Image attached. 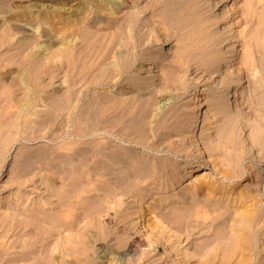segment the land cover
I'll use <instances>...</instances> for the list:
<instances>
[{
    "label": "rangeland",
    "instance_id": "1",
    "mask_svg": "<svg viewBox=\"0 0 264 264\" xmlns=\"http://www.w3.org/2000/svg\"><path fill=\"white\" fill-rule=\"evenodd\" d=\"M24 1L26 0H13V3ZM73 1V3H76L78 0ZM148 1L134 0L131 2L129 0L128 6L118 15L117 20L119 21L125 17L126 13H135L141 21V27L143 32L146 33V37L149 38L150 36L152 40L148 48L142 51L141 55L136 56V59L132 60L133 63L128 68L126 67L118 83L121 84V89L118 84L85 87L88 78L79 79L76 70L72 72L68 71L69 75L63 76L62 73L63 71L65 72L67 67H64L62 72H58V77L55 76L53 78L51 75H42L38 79H36L37 72L34 75L32 72L36 70H31V67L28 68L26 65L22 69L18 62H14L21 51L18 50L17 46L19 43H23V39L27 38V41L29 39L34 40L33 37L37 33L34 30L36 24L35 26H32V24L25 26L27 30L24 32L19 28L13 29L11 37L12 43L15 44H12V48L9 49L0 48V57L3 56L2 58H4L5 63L8 61L6 66L0 65V94L6 91L3 95H0V101L4 103L6 102L4 101L5 99L11 98H8L10 95L7 92L11 91L12 96H14L9 102L7 100L8 104L7 102L5 105L0 104V137L3 138L2 142L5 143H0V241L3 238V249H0V264L24 263L20 261L21 253L18 244H14L11 247L12 250L10 248L6 249L8 244L9 246L11 245L10 240L13 241L17 236V229L16 231H8L7 225L12 221L14 214L19 215L21 218L28 215L27 217L32 219L38 210H42V208L46 209L44 198L47 193L46 185L49 184L44 178L46 170L51 169L54 172L59 169L62 175H67L65 172L70 176L72 174L73 176L77 175V173L83 169H87L91 164L92 160L89 159H93L92 157L88 156L86 160L82 158V154H79L82 153V150H88L89 145L91 146L93 143H101L108 140L112 145H122L125 149H128L125 155L130 153L139 157L145 156L149 158L152 164L159 166V171L151 173L148 180L152 181V178L155 179V184L159 188L169 179L176 181L172 186L165 187L162 191L158 190V192L153 194L154 196H164L163 204L165 208L163 209V214L159 213L162 206L155 212H149L147 207L151 198L146 197L141 201L142 211H145L144 216L141 217V223L139 222V218L133 215L129 216L127 221L113 220L109 224L112 231H117V229H121L122 225L132 227L131 221L136 222L138 220V235H141L146 242L154 239L160 241L161 239V243H158V249L150 251L149 255L147 254L149 259H154V264H166L167 261L177 258L183 260L189 259V257L190 260L196 258L193 251L195 240L179 236L177 247L179 248L178 251H181L182 254L178 255L174 251H171V248H168V242L164 241L162 243V236L158 235L155 229L152 233L150 231L145 232L147 221L149 223H155L158 220L162 221L164 213L169 209L166 204L173 200H178L179 198L176 197H179L182 191L190 190V188L183 190V187H190L193 182L206 180L210 188L214 189L213 191L203 189V196H208V193L211 191V193L213 192L212 194H215V198L223 199L225 207L228 203L229 205L239 206L242 195L249 196L253 194L254 199H261V202L264 203V189H254L256 174L260 173L259 167L264 165L263 141H261L262 137L256 132L258 129H264V71H262V69L264 70V0H258L259 2L257 0H178L180 3L179 15L183 16L184 20H187L188 23L184 29L180 30L181 32H179L178 36H176L177 31L175 29H169L170 31H168L160 22L158 16L160 7L153 10L145 9ZM88 6V0H84L83 7L87 9ZM74 7H76V4ZM49 11H51L50 13H54V10H51L49 6L36 10L37 13L35 10L31 12L34 14L33 17L36 15L37 17L35 18L39 19V24L37 25L43 29L45 28L44 30L53 36V34L56 35L57 31H59L58 27L60 25L56 26L55 23H52V26L46 27L44 24L45 20L50 19L45 18L44 14ZM79 12H81L80 9L78 12L69 11L66 16L82 18L81 20L79 19V24L80 22H82V25H87V23L93 24V26H87L89 31L93 32L97 30L102 34H107L112 22L108 21L109 19L103 12L97 11L96 8L94 10L93 8L91 9L90 13H92V16L88 12ZM83 15L87 19L89 18L88 22H86L87 19L83 21ZM40 17H44V21L40 20ZM4 18L1 19L0 17V33L6 30V28H10V23L13 21L12 17L4 16ZM3 19L4 21L9 20V23L2 21ZM207 19L211 22L210 25L212 24L209 27L210 30H208V33L207 31L206 34L204 33L206 35V37L204 35L205 40L199 39L200 42L197 43L195 37L199 35L195 33L199 34L198 28ZM54 26L56 29H54ZM15 27L17 26L15 25ZM51 27L52 31L50 30ZM53 29L56 33H53L55 32ZM202 33L200 30L201 35ZM193 34L195 35L194 37ZM217 36H219L220 42H217L215 45L213 40ZM187 40L189 41L186 42ZM184 41L185 44L183 43ZM187 43H189V46L186 45ZM57 46L58 44H51L46 50L47 56L51 55V52H55ZM78 46H80V42H78L76 48ZM112 52L110 53L112 54ZM182 53L184 55H181L182 58H180V54ZM9 59H14L12 61L14 64ZM165 63L173 65L175 70L171 67V70L173 69L174 71L170 72L168 69L163 68L162 65H165ZM140 65L142 69H139ZM18 70L23 74L28 73V75H25L28 77L30 75L29 79L31 81L34 79V82L36 81L39 86H42L41 96L45 95L42 101L35 104L29 115L27 114L28 117L24 118V121L20 119L21 115L17 104L22 102L21 100L25 96L23 92H26V88L16 86L13 82L16 79V72ZM165 73H169V75ZM170 73H172L171 76ZM164 78L167 82L163 80ZM12 82L14 83L13 86L12 84L9 86ZM53 82H59L60 88L53 89L50 86L51 84H49ZM7 88L10 91H7ZM66 89L68 91H76L77 94L79 92L78 95L76 94L78 99H75L76 103L73 100L70 103L75 104H69L71 108L68 109L70 110L66 108L68 111L63 109V112H55L57 115L55 114L56 116L54 115L53 119L51 118L52 124H49L50 121L48 120L50 119H48V115L50 112L48 110L53 109V106H51L52 100L59 93L61 95L63 92H67ZM125 89L126 91H124ZM4 94L7 96L5 99L3 98L6 97ZM98 95L105 96L104 99L107 97L111 101L120 97L121 99H126L128 102L131 100L130 103L134 107H130L132 111L136 110L137 105L141 101V105L148 102L146 105L149 111L143 122L150 130L147 133L148 135L145 136L146 138L144 135L134 133V135H128L130 138L127 136V141L121 140V138H125V135L121 137L119 129L111 127L110 123H108V127L106 123L104 128H99V131L98 127L93 128L94 125L90 124L89 121L87 122L89 116L87 118L85 115H89L87 111L88 107L91 109V101L94 102L97 99L95 96ZM154 97L157 99L155 100ZM2 105L3 108L5 107L4 109L1 107ZM49 107L50 109H47ZM198 110H200L201 114H198V118H196ZM44 112L48 113L45 114ZM38 117L42 120V125L41 123H37L38 121L41 122ZM43 119L47 122V124L45 123L46 125H43ZM195 120L200 125L191 130ZM256 128L258 129L255 130ZM104 129H110L111 131L107 133L104 132ZM5 133L7 134L6 140L3 137ZM75 150L77 152L79 150L80 152L77 153ZM200 150L202 152H199ZM189 165L192 167V170L186 173L188 170L187 166ZM66 169L67 171H65ZM246 169L253 171V176L244 178L243 175ZM228 171H233L231 173L232 176L227 173ZM62 175H58V178L56 177L53 180V184H60ZM226 192H233V196L237 197L236 200L232 201L229 196L225 198L223 194H226ZM239 208L241 209V205ZM133 209H136V207ZM66 214L71 217L69 212ZM100 218L102 220L103 217ZM162 223L164 227L167 225L166 221ZM144 224L146 227L143 226ZM5 230L7 234L5 233L6 236L3 237ZM164 232L170 239L173 238V235H179V231L175 227L168 226L164 229ZM89 233H86L85 239L88 236L89 247L87 251L90 254L86 256L85 260H74L68 256L69 253L64 252L61 255L55 254L56 263L53 259L54 263L52 264H57L58 261L62 262V256L63 258L69 257L71 259L70 261L69 258L68 260L65 259L64 261L67 263L62 262L63 264H105V260L99 257L101 253H96L97 250L95 248L100 245L112 244L114 235L111 234L97 243H93L90 240L91 233ZM135 235L137 234L135 233ZM41 243V241L37 242L35 248L41 249ZM256 243L259 246V250L250 256L249 259L252 260V264H264V231ZM163 245L169 249L170 253L168 256L167 253H164ZM147 248V245L141 247L132 258L124 256L121 263L122 261V264L141 262L144 257L141 254V250L144 251ZM117 250H119V253H115V256H120V252L123 253L124 251L123 248ZM146 262L144 261L143 264ZM119 263L117 261L114 262V264Z\"/></svg>",
    "mask_w": 264,
    "mask_h": 264
},
{
    "label": "bare ground",
    "instance_id": "2",
    "mask_svg": "<svg viewBox=\"0 0 264 264\" xmlns=\"http://www.w3.org/2000/svg\"><path fill=\"white\" fill-rule=\"evenodd\" d=\"M130 1L132 2L134 0ZM73 2V0H26L24 2L13 3V0H0L1 19L4 18V16H9L13 18V21L10 20L11 27L6 28V30L0 33V48L9 49L12 48V44H15L12 43L13 40L11 37L13 34V29L19 28L24 32L25 30H27L25 26L29 24L35 26L36 24V28L34 30L37 32L35 34V36H37L33 37L34 40L28 38L29 40L27 41L26 38L23 39V41L20 38L23 43H19V45L17 46L18 50L21 51L19 52L18 58H14L16 60L14 62H18V64L21 65L22 69L23 66L26 65L28 68L31 67V70H36L35 72H32L33 75L37 72L36 79H38L42 77V75H51V77L53 78L55 76L58 77L57 75H59V71L62 72L64 67H67V69L65 68V72L63 71L62 73L63 76L69 75L68 71L72 72L76 70L77 74L79 75V79L82 80L88 78V82H86L85 87L118 84L126 67L128 68L133 63L132 60L136 59V56L141 55L140 53L146 50L148 46L152 43V40L150 39L151 37H146V33L143 32V29L141 27V21L135 13H126L125 17H123L122 20H117L119 13H121L123 9L128 6L129 0H88L89 6L87 7V9L83 7L84 0H78L76 3ZM75 4L76 7H74ZM45 6H49L51 10H54V13H50L51 11H49L48 13L44 14L45 18L50 19L45 20L44 24L46 25V27H48L49 25L52 26V23H55L56 26L60 25L58 27L59 31H57L56 35L53 34L56 33V31L54 30L56 29V27L54 26L55 28L53 29V31L55 32H51L53 36L48 34L44 30L45 28L43 29L41 26L37 25L39 24V19L35 18L37 17L36 15L35 17H33V10H35L36 12V10H41ZM157 7H160L158 16L160 18V22L164 25V28L168 29V31L175 29L177 31L176 36H178L180 34L179 32H181L180 30L184 29L188 24L187 20H184L183 16L181 17L179 15V1L149 0L146 3L145 9L153 10ZM92 8L93 10L94 8H96L97 11L103 12L105 16L109 19L108 21L112 22V25L110 26V29H108L107 34H102L97 30L91 32L87 29V26H93L92 23L82 25V22H80V25L79 19L81 20L82 18H73L72 16H66L69 11L78 12L79 9L81 10V12L79 13L88 12L91 15L92 13H90V11ZM84 17L83 21L84 19H87L86 17ZM43 18H41L40 20L44 21L45 18ZM4 19L2 21H4ZM208 19L205 20L204 24H199V34L195 33L199 35L195 37L197 43L200 42L199 39L205 40L204 35L206 34V31L208 33V30H210L209 27H211L212 24L210 25L211 22H209ZM88 20L89 18L86 22H88ZM15 25L17 27H15ZM50 30L52 31V27ZM200 30L203 32L202 35L200 34ZM194 36L195 35L193 34V37ZM218 37L219 36H217V38L215 37L214 40L211 37L209 38L212 39L213 43H215L216 45L217 42H220ZM189 40H187L186 42H188ZM212 40L210 41L212 42ZM78 42H80V46L76 48ZM53 43L58 44L57 49L55 50V52H53L55 54L51 52V55L47 56L46 50ZM183 43L185 44V41ZM189 43H187L186 45H188ZM111 51H113L112 54L110 53ZM181 55L183 56L184 54H180V58H182ZM2 57H0V65L6 66L8 64V61L5 63V60ZM10 57L13 58V56L11 55ZM13 60H10V62H12ZM14 62L12 63L14 64ZM141 67L142 66L140 65L139 69H142ZM162 67L166 70L168 69V71L170 72L175 70L174 66L170 63H165V65H162ZM171 67L174 70H171ZM28 68L27 71L29 73ZM95 70L96 72H94ZM262 71L264 70L262 69ZM16 73V79L13 82L16 84V86L26 88V92H23L25 93V96L23 100H21L22 102H19V104H17L18 110L21 115L20 119L21 121L22 119L24 121V118L28 117L31 109L34 108L35 104L37 102L42 101L45 95L41 96V91L43 90L41 88L42 86H39L36 81L34 82V79L33 81H31L29 79L30 75L29 77L26 76L28 75V73L23 74L22 72H19V70ZM172 73L174 74V72ZM172 73H170V76L172 75ZM165 74L169 75V73ZM165 78L163 79L164 81H166L167 79ZM13 82L10 83L9 86H11V84L13 86ZM49 84H51L50 86L53 89L60 88L59 82H53ZM118 86L121 89V84H118ZM126 89L124 91H126ZM66 90L67 92H63L61 95L59 93V95L53 98L51 104V106H53V109H50V107L47 108L51 110H48L50 112L48 115V119L50 120L47 119L48 121H50L49 124L52 122V117H54V115L58 113V111L63 112V109L67 110L68 108H71L69 104L72 102V100L73 102L76 101L75 99L77 98L79 92L77 94L76 91L73 92L72 90ZM7 91L10 90L7 88ZM4 92L6 91H3V93ZM3 93L0 95H3ZM7 93L10 95L8 96V98L11 97L7 99L9 102L11 99L14 98V96H12L13 94L11 93V91ZM3 98L5 99L7 98V96ZM95 98L97 99L94 100V102L91 101L92 105L89 104L91 106V109L90 107H88L89 109L87 108L89 115H85V117L87 116V118L89 116V120L87 118H84L87 119V122L89 121L90 124L94 125L93 128L98 127L99 131V128H104L106 123V126L108 127V123H110L109 125L111 127H116L117 129H119V131L121 132V137L122 135H125V138H121V140L124 141H127L126 138L128 135H134V133L144 135V137L148 135L147 133L148 131H150L148 129L149 127L147 128L145 124H143L147 112L149 111L146 105L148 104V102L146 104L144 103V105H141L142 101L139 104L137 103V107L135 106L136 110L132 111L130 109V107H133L130 103L131 100H129L128 102L126 101V99H121L120 97L116 98L114 101H111V99H107V97L106 99H104L105 96L102 95L95 96ZM157 98H155V100ZM7 100L5 99L4 101L7 102ZM6 102L2 103L0 101V104L2 103L3 105H5ZM3 105L1 106L2 108ZM44 113L46 114L48 112ZM196 113V118H198V114H201L200 110H198ZM40 121L41 122L38 121L37 123H41L42 125V120ZM43 121V125H46L47 122H45L44 119ZM14 122L16 123V121ZM199 125L200 123L195 120L194 126L191 128V130H194L196 127H199ZM16 126L18 125L16 124ZM257 129L258 128H256L255 130ZM110 131V129H104V132L110 133ZM256 132L259 136L262 137L261 141H263L262 144L264 146V129H258V131ZM6 135V133L5 135L3 134L4 140H6L7 138ZM128 137L130 138V136ZM0 139V143H4L2 142L3 138L0 137ZM79 150L78 152L81 151ZM126 152H128V149H125L124 146L112 145L108 140L103 141L101 143H93L91 144V146L89 145L88 150H82V153L79 154H82V158L86 160L88 156L92 157L93 159H89L92 160V162L89 161L91 162V164L85 170H82L81 168L82 171L77 173V175L75 176H73V174L72 176H70L66 172L65 174L67 175H62V173L59 172V169L53 172V170L47 169V167H49L47 165V170L44 174L45 180L49 182V184L46 185L47 193L44 198V204H46V209L44 210V208L41 207L42 210H38L37 214L34 215V218H32L33 216L31 217L32 219L27 217L28 215H25L26 217H23L21 215V218L19 217V215L14 214V216L12 217V221L8 225L6 224L8 226L6 227L8 231H16L17 229V236L16 239L14 238L15 240H10L11 245L9 246L8 244L7 248H5L11 249L14 244H18L20 248L18 249L21 253L20 261L24 262L23 264H52L55 262V254L61 255L64 252H66L67 254L69 253V257L74 260L77 259L78 261L85 260L86 256L90 254L87 251L89 247V240H87L88 236L87 239H85L86 233H91L90 240H92L93 243H97L99 240L113 234L114 236L112 244L100 245L96 248L94 247L95 250H97L96 253H101L99 257L105 260V264H114V262L116 261L120 262L119 264H122L123 261L121 263V260L124 258V256H129L130 258H132L135 253L145 245H147L148 248L145 250L143 249L144 251L141 250V254H143L145 258L143 257L142 261L136 264H143L144 261H147L145 264H154V259H149L147 257V254L149 255L150 251L158 249V243H161V239L160 241L154 239L146 242L141 235H138V220L136 222L131 221L132 227L122 225L120 227L121 229H117V231H112V229H110L111 227L109 224L113 222V220H118L121 222L127 221L129 219L128 217L133 215H135L136 218H139V222L141 223V217L144 216L143 214L145 212L142 211L141 201L146 197L151 198L147 210L149 212H155L158 208L162 206L159 213L163 214V209L165 208L163 204L164 196H154L153 194L158 192V190L162 191L165 187L172 186L174 183H176V181L173 179H169L162 184V187H157L155 184V179L152 178V181H149L148 177H150L151 173L158 172L159 166L156 164H152L149 158L145 156L139 157L135 154L130 153L125 155ZM199 152L202 151L200 150ZM84 165L86 166V164ZM187 167L188 170L186 171V173L191 172L192 167L190 165ZM259 168L260 173L256 174V185L254 186V189H264V165L260 166ZM65 171H67V169ZM232 172L228 171L227 173L232 176ZM58 175H62L60 184H53V180L56 179V177L58 178ZM225 175L227 174L225 173ZM251 176H253V171H251L250 169H246L243 177L246 178ZM188 188H190V190H184ZM203 189H210L213 191L214 188H210V185L206 180L193 182L191 183L190 187H183L184 191L180 193L179 197H176L179 199L173 200L172 202H168L166 204L169 209L166 211V213H164L162 221L158 220L155 223H149L147 221V227L145 224L143 225L144 227H146L145 232L150 231L152 233L155 229V231L158 232V235L162 236V243H164V241L168 242V248H171V251H174L178 255L182 254L181 251H178L179 248L177 247V242H179V236L189 238V240H195V242L193 243L194 256H196L195 259L190 260V257L189 259L184 260L181 258L171 259V261H167L166 264L251 263L252 260L249 258L255 252H258L259 246H257L256 242L259 236L264 231V203L261 202V199H254V196H252L253 194L249 196L242 195V197H240L241 209L239 208L240 205H229V203L225 207V202L222 201L223 199L215 198V194H212L213 192L211 193V191L210 193H208V196L204 197ZM224 195L225 198L229 196L232 201L236 200L237 198L233 196V192H226V194H223V196ZM134 207H136V209H133ZM66 211L71 214V217L66 214ZM40 214H42L43 216H40ZM100 217H103L102 220ZM163 221L167 222V225L165 227L164 225L162 226ZM168 226L177 228L179 231V235H173V238L171 239L168 235H165L164 229ZM6 232L7 231L5 230L3 237L6 236ZM135 233L137 235H135ZM39 241L42 242L40 245L41 249H36L35 245ZM2 246L3 238L2 241H0L1 250L3 249ZM163 247L164 253H167L168 256V254L170 253L169 249L164 245ZM120 248L124 249L123 253L120 252V256H115V253H119V250L117 249ZM61 258L63 259V263L66 262L64 261L65 259L68 260V258H63V256ZM70 260L71 259L69 258V261ZM62 262L58 261L57 264H60Z\"/></svg>",
    "mask_w": 264,
    "mask_h": 264
}]
</instances>
